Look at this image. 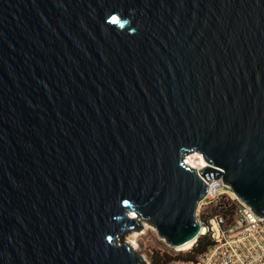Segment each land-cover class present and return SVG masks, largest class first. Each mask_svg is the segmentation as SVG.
Returning a JSON list of instances; mask_svg holds the SVG:
<instances>
[{"label": "water", "instance_id": "1", "mask_svg": "<svg viewBox=\"0 0 264 264\" xmlns=\"http://www.w3.org/2000/svg\"><path fill=\"white\" fill-rule=\"evenodd\" d=\"M201 177L264 217V0H0V264L192 246Z\"/></svg>", "mask_w": 264, "mask_h": 264}, {"label": "built area", "instance_id": "2", "mask_svg": "<svg viewBox=\"0 0 264 264\" xmlns=\"http://www.w3.org/2000/svg\"><path fill=\"white\" fill-rule=\"evenodd\" d=\"M206 165V163H205ZM198 171V169H197ZM207 192L199 201L200 208H208L225 196L235 202V214L230 222L220 215L201 217L196 213L203 229L200 236H208L211 247L195 261L173 260L169 264H264V217L256 216L224 185L221 178L206 181ZM152 254L143 256L151 264Z\"/></svg>", "mask_w": 264, "mask_h": 264}, {"label": "trees", "instance_id": "3", "mask_svg": "<svg viewBox=\"0 0 264 264\" xmlns=\"http://www.w3.org/2000/svg\"><path fill=\"white\" fill-rule=\"evenodd\" d=\"M235 202L225 196H221L217 202L209 205L201 217L220 215L230 222L235 214ZM212 245L209 237L199 236L191 248L186 252L178 255H171L167 251L155 250L152 253L151 264H169L173 260L195 261L203 255Z\"/></svg>", "mask_w": 264, "mask_h": 264}, {"label": "rangeland", "instance_id": "4", "mask_svg": "<svg viewBox=\"0 0 264 264\" xmlns=\"http://www.w3.org/2000/svg\"><path fill=\"white\" fill-rule=\"evenodd\" d=\"M193 154H197L200 156L199 153H191L188 156ZM206 209L200 208L199 211L196 210V213H198V215H201V213ZM125 240L132 244L136 251L142 256H149L155 250L167 251L171 255L175 256L178 254L186 253L191 248L190 247L185 250L171 248L165 242L159 239L155 229L146 222L143 223L142 229L138 231H132L125 237Z\"/></svg>", "mask_w": 264, "mask_h": 264}, {"label": "bare ground", "instance_id": "5", "mask_svg": "<svg viewBox=\"0 0 264 264\" xmlns=\"http://www.w3.org/2000/svg\"><path fill=\"white\" fill-rule=\"evenodd\" d=\"M185 161L190 167L195 168V169H200V168L205 166V162L203 161L201 156H199L197 154H193V155L187 156L185 158ZM190 247H191L190 245H187V246H184L182 248H179V250H185V249H188Z\"/></svg>", "mask_w": 264, "mask_h": 264}]
</instances>
